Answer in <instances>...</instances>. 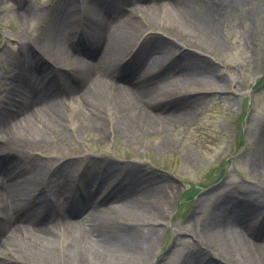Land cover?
<instances>
[{"label": "bare ground", "instance_id": "6f19581e", "mask_svg": "<svg viewBox=\"0 0 264 264\" xmlns=\"http://www.w3.org/2000/svg\"><path fill=\"white\" fill-rule=\"evenodd\" d=\"M98 2H92V12L87 15L92 24L90 38H86L88 49L84 55L87 59L80 58L83 51H78V48L76 53L68 54L64 43V26L78 20L75 15L77 5L75 9L72 1L68 0L54 15L48 36V59L56 68L51 72L43 71L41 76L34 77L32 74L29 83L23 84L26 93L20 97H12L10 93L2 108L0 150L4 153V160L0 159V264H147L153 252L158 229L150 221L161 214L164 203L161 191L164 186H155V182L152 185L128 182L104 193L94 209L90 210L86 207L87 198L102 190L101 180H107L119 170H111V166L106 165L102 178L95 183L88 178L82 193L75 196L66 178L75 158L62 161L53 167V173L46 175V172L38 170L33 162L35 159L30 161L21 153L25 147L44 144L49 133L56 140L63 135L69 116L59 100L52 97L54 91H62V100L68 104L72 102L71 118L76 127L72 124L71 128L80 135L116 131L125 137L135 138L141 129H147L155 135H163L162 140L167 144L170 142L168 132L178 120L166 114L171 112L169 103L160 104L155 100L158 91L164 87L163 69L169 63L164 57L168 61L169 55L182 56L174 74L177 81L193 86L192 90L196 92L186 103L200 98L197 97L199 93L223 89L219 79L201 76L194 71L195 59L192 60L185 50L189 43L206 52L222 46L217 28V9L209 8L203 13L192 14L189 5L182 0L155 1L154 12L165 16V20H173L170 28L180 32L179 37L184 42L177 45L184 49L176 54L178 50L172 51V46L168 44L160 47L159 41L155 43L156 50H160L159 56L132 68L119 69L113 64L112 56L118 54L140 29L137 9H131L128 17L119 18L128 5L126 1L118 6L108 4L106 6L110 8L102 11L97 8L101 5ZM26 11L21 10L23 17H27ZM148 45L152 49L155 47L152 42ZM66 57L72 61L70 65L73 66L69 67L72 79L70 84L59 89L54 84L59 79L55 71L62 68L60 63ZM32 58L37 59V56ZM39 60L42 65H47ZM149 61L153 69L145 70ZM114 71L119 72L115 79L111 77ZM16 81L22 82L19 76ZM44 81L46 93L38 96L36 89L39 90L40 83ZM182 108L175 107L180 111ZM104 113L107 115L103 117ZM259 160L256 159L255 164L258 162V165L254 170L264 176V153ZM20 184L24 188L20 189ZM82 195L84 200L73 204L71 200H78ZM61 198L69 202L67 211L62 210L58 203ZM46 202L47 205L44 204ZM224 202H228L229 206L221 210L211 203V210L207 204L206 208L201 203L196 206V220L200 228L198 233L194 232L195 238L218 249L215 258L222 254L232 257L238 264H264V242L260 239L264 233L263 207L260 208L251 197L236 201L227 198ZM121 217L127 219V223L119 221ZM179 240L175 238L176 243ZM160 259L167 262L169 258L162 256ZM196 263L212 264L208 259L204 261V258L188 254L178 264Z\"/></svg>", "mask_w": 264, "mask_h": 264}, {"label": "rangeland", "instance_id": "374dc122", "mask_svg": "<svg viewBox=\"0 0 264 264\" xmlns=\"http://www.w3.org/2000/svg\"><path fill=\"white\" fill-rule=\"evenodd\" d=\"M66 1L0 0V114L10 93L12 97L26 93L24 85L29 83L32 74L34 77L41 76L43 71L51 72L56 68L48 59V36L54 15ZM71 1L75 9L77 5L75 15L78 20L64 26V43L68 54L76 53V48L82 50L79 56L85 61L86 41L90 38L92 27L87 15L92 12V2L99 0ZM123 1L128 5L119 18L128 17L131 9H137L140 29L118 54L112 56L114 65L132 68L159 56L160 50H156L155 45L159 41L164 42H159L160 47L168 44L172 46V51L178 50L176 54L184 49L177 45L184 42L179 37L180 32L170 28L173 20L166 18L167 22L165 16H158L153 10L155 1L161 0H101L97 8L102 11L110 8L106 6L108 4L118 6ZM182 1L189 5L192 14L203 13L209 8L217 9V28L222 46L206 52L189 43L185 50L192 60L195 59L194 71L201 76L219 79L223 89L199 93L197 97L200 98L186 103L196 92H193V86L177 81L174 74L182 56L169 55L168 61L164 57L166 63L169 62L163 69L164 87L158 91L155 100L160 104L169 103L171 112L166 114L178 120L168 132L169 143L163 142V135H155L147 129H141L135 138L125 137L116 131L80 135L71 128L72 124L74 126L72 102L68 104L62 100V91H54L52 97L59 100L69 116L63 135L56 140L49 133L44 144L25 147L21 153L30 161L35 159L33 162L38 170L46 172V175L53 173V167L62 161L75 158L67 173L73 184L77 182L73 190L75 195L81 193L88 178L90 181L100 175L106 165H110L111 170L120 168L122 176L116 184L104 188V192L118 189L128 182L144 185L155 182V186H164L161 191L164 202L161 214L150 221L158 232L147 264H178L186 254L204 258V261L208 259L212 264H238L232 257L222 254L215 258L218 249L195 238L194 232L198 233L200 228L195 210L199 203L204 208L209 205L208 209L211 203L221 210L228 204L224 202L227 198L236 201V198L244 197L253 198L260 208H264V176L254 170L258 165V162L255 164L256 159L260 162L264 153V0ZM79 6L81 9L78 10ZM21 10H27V17H23ZM139 40H142L141 43H138ZM151 42L155 45L154 49L148 45ZM32 55L37 59H33ZM141 55L147 56L141 58ZM39 59L47 65H42ZM71 62L68 57L63 58L60 63L62 68L55 71L60 80L56 79L54 84L59 89L71 83ZM147 69H153L151 61L147 62ZM118 73L114 71L111 77L115 79ZM18 76L21 83L16 81ZM45 84V81L40 83L42 88L36 89L38 96L46 93ZM176 106L183 108L180 111L175 109ZM104 114L103 117L107 115ZM0 157L4 160L1 150ZM57 175L56 172L55 177ZM106 182L105 179L101 183L105 185ZM41 184L42 181L38 187ZM21 188L24 185L20 184ZM218 192L221 195H217ZM96 196L87 198V209L94 205ZM83 200L72 202L80 204ZM58 203L62 210L67 211L64 198L58 199ZM44 204L47 205V202ZM119 221L127 223V219L122 217ZM247 235L254 240L249 233ZM175 238H179V242L176 243ZM260 239L264 242V233ZM162 256L169 258L167 262L160 259Z\"/></svg>", "mask_w": 264, "mask_h": 264}]
</instances>
